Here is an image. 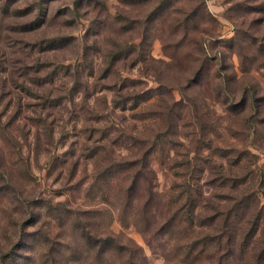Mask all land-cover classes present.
I'll use <instances>...</instances> for the list:
<instances>
[{"label":"rangeland","instance_id":"374dc122","mask_svg":"<svg viewBox=\"0 0 264 264\" xmlns=\"http://www.w3.org/2000/svg\"><path fill=\"white\" fill-rule=\"evenodd\" d=\"M70 1L49 0L46 21L22 32V26L36 24L32 17L37 9L34 15L12 14L36 7L42 0H0V264H81L78 258L93 256L95 252L83 246L82 231L74 219L81 209L100 211L88 222L131 237L150 264H166L163 240L151 245L134 225L123 226L114 215L117 206L112 198L101 195L102 180L96 176L90 151L98 145L96 128H117L128 134L144 125L152 140V130L163 128L162 120L152 114L158 108L151 104L158 97L156 89L162 87L163 98L168 99L166 91L170 90L175 100L188 102L197 132L198 126L218 125L219 117L224 119L222 126L232 129L242 127L244 115L252 117L255 126L248 142L264 168V123L258 122L264 116V3L83 0L75 9ZM86 31L90 32L87 56L78 61L84 68L85 57L91 58L97 73L103 67L106 48L129 52L108 77H97L94 87L86 69L74 89L66 67L56 69L53 85L47 82L42 87L21 83L13 72L18 67V63L11 64L13 50L29 52L27 61L38 55L48 62L51 52L43 50L49 44L44 41L47 37L77 36L83 52L85 40L79 38ZM71 49H58L55 57L65 64L73 62ZM11 75L18 86L7 80ZM86 76L88 86L79 85ZM3 79L7 80L4 85ZM130 81L134 84L124 90L135 91L140 99L150 96L148 100L134 108H109L114 88L124 83L129 86ZM107 84L114 86L108 89ZM253 88L255 107L248 102L251 106L243 111L226 109L236 99L249 97ZM50 89L53 105L45 103V91ZM70 96L73 103L67 104ZM141 114L147 117L138 119ZM156 143L168 144L165 140ZM82 144L89 150H83ZM149 159L157 191L167 188L173 177L160 153L154 152Z\"/></svg>","mask_w":264,"mask_h":264},{"label":"trees","instance_id":"16d2710c","mask_svg":"<svg viewBox=\"0 0 264 264\" xmlns=\"http://www.w3.org/2000/svg\"><path fill=\"white\" fill-rule=\"evenodd\" d=\"M82 1L71 0L70 6L79 9ZM49 8V0H42L36 7L15 10L12 15H34L37 9L32 17V21L36 19V24L22 26L21 31L27 32L46 21ZM89 34L86 31L79 38L85 40L83 52L77 36L54 34L47 37L44 41L49 44L41 49L51 52L48 62L38 55L27 61L29 52L21 49L16 53L13 50L11 64L18 63V67L12 70L18 73L21 83L34 82L42 87L47 82L53 85L56 69L66 67L74 89L81 81L82 71L86 69L94 87L96 78L108 77L114 65L120 59H126L129 52L122 54L124 50L120 47L106 48L103 67L97 73L90 64L91 58L85 57L84 68L78 61L87 56L86 40ZM8 38L4 37L5 40ZM113 43L116 45L111 41ZM69 47L72 48L70 59L74 61L65 64L64 60L55 57V51ZM199 47L203 51L200 44ZM7 80L18 86V80L12 75ZM7 80L3 79L2 84ZM130 82L127 84L129 86L124 83L113 87L115 96L109 108H134L148 100L150 96L140 99L135 91L124 90L134 84ZM83 83L88 86L87 76L79 85ZM112 86L107 84L105 87L112 89ZM160 88L156 89L159 91L158 97L151 104L158 108L152 114L154 118L157 116L162 120L163 128L159 126L152 130V140L144 125L128 134L117 128H96L100 132V137L95 141L98 145L90 151L95 159L96 176L102 180L99 186L101 195L105 199L107 196L112 198L117 206L114 215L118 216L123 226L134 225L151 245L163 240L166 264H264V168L248 142L255 126L252 117L249 119L248 115H244L240 129L222 126L224 119L219 117L218 125L211 122L198 126L197 132L188 102L175 100L167 89L168 99L163 98ZM52 92L53 89L45 91V103L49 105L54 104L53 100H49ZM71 101L72 96L67 99V104L73 103ZM129 102L132 105L128 106ZM248 102L255 107L254 88L249 97L236 99L226 109L233 111L240 108L243 111L251 106ZM142 115L137 118L147 117ZM258 122L264 123V116ZM110 132L113 135H109ZM109 140L113 141L114 148L109 147ZM158 140H165L168 144L158 145ZM84 149L89 150L83 145ZM123 149L129 153H122ZM154 152L160 153L162 163L173 177L169 186L159 191L149 159ZM94 212L81 209L74 217L82 231L83 246H86V251L95 252L93 256L78 258L81 264H150L141 253V247L131 237L123 232L92 226L88 221L100 214V211Z\"/></svg>","mask_w":264,"mask_h":264}]
</instances>
